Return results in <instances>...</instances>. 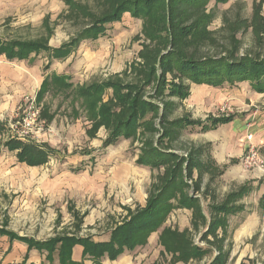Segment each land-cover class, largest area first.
<instances>
[{
	"label": "rangeland",
	"instance_id": "rangeland-1",
	"mask_svg": "<svg viewBox=\"0 0 264 264\" xmlns=\"http://www.w3.org/2000/svg\"><path fill=\"white\" fill-rule=\"evenodd\" d=\"M122 1L0 0V41L36 42L60 49L75 40L71 53L60 59H52L44 51L33 52L25 60L0 57V124L6 123L0 134V228L40 241L66 235L106 241L114 228L147 205L154 185L160 184L163 168L142 166L138 159L146 148L142 141L153 138L157 142L162 125L157 121L161 134L149 133L146 138L141 132L130 139L109 138L108 125L92 114L88 99L80 92L105 82L136 85L143 87L145 99L158 102L162 108L165 103H178L177 108L168 109L171 121L195 118L179 98H154L155 81L146 84L151 66L148 58L160 52L161 46L147 39V18L124 12L116 22L109 21ZM206 12L211 15L206 23L210 35L194 43L199 56L237 48L241 56L252 53L264 57V0H213ZM96 22L105 23V32L91 37ZM156 70L159 77L173 81L172 73L163 74L159 65ZM61 75L64 81L60 84L56 77ZM187 85L191 91L193 84ZM102 103L117 116L128 112L112 89L104 91ZM151 118L142 122L141 131ZM197 127H180V135L173 142L167 141L171 151L186 159L185 154L197 147V134L202 133ZM13 141L49 144L53 152L46 164L28 167L17 161L18 151L7 146ZM260 154L264 156L262 151ZM192 192L188 190L194 196ZM204 210L208 211L206 206ZM190 219L184 209L175 210L164 226L184 230L190 228ZM159 234L152 233L146 246L126 251L115 261L103 258L102 264H178L171 253L164 252ZM194 242L202 244L200 234L194 236ZM255 248L264 264V242ZM32 254L30 264L44 262L39 253ZM4 257L3 263H16L14 242L0 237V260ZM85 264L94 263L87 260Z\"/></svg>",
	"mask_w": 264,
	"mask_h": 264
},
{
	"label": "trees",
	"instance_id": "trees-1",
	"mask_svg": "<svg viewBox=\"0 0 264 264\" xmlns=\"http://www.w3.org/2000/svg\"><path fill=\"white\" fill-rule=\"evenodd\" d=\"M211 1L213 0H123L116 6L110 22H116L124 12H132L134 17L147 18L145 35L149 41L161 46L160 52H154L155 56L148 58L151 61V66L146 84L151 85L155 81V99L163 100L165 97H175L180 101H185L189 98L191 87L187 85V82L215 88L224 85L233 87L237 83L250 82L256 92L264 94V57L262 55L254 54V57L252 53H248L241 56L237 52V48H234L231 51H227L229 49L217 51L216 55L199 56V50L195 49L194 43L202 42L210 35L206 23L211 15L207 14L206 7ZM215 1L217 3L226 0ZM189 20L191 23L187 25ZM94 24L91 27L92 30H89L91 37L105 32V23L98 25L96 22ZM74 44L75 40L70 44L63 45L60 49H53L36 42L6 43L0 41V53L1 55L5 54L9 60L16 58L25 60L33 52L44 51L50 58L60 59L71 53ZM165 44H168V47ZM190 45V49L186 50ZM164 51H168V55L164 54ZM157 65L163 74L172 73L173 81H168L166 76L159 77L156 70ZM153 76L155 77L153 78ZM56 80L61 84L64 81V76L56 77ZM142 88L136 85L105 82L100 85H92L88 89L81 88L80 92L88 99L92 114L101 123L108 125L111 130L109 138H135L138 132H141L146 138L149 133L155 135L160 132L156 127L157 121L159 125H162L160 127L163 129V133L157 142H154L153 138L142 141L145 142L146 148L138 159V164L142 166L151 169L163 168L164 171V176L159 178L160 184L154 185L155 191L151 192L147 205L131 214L132 216L122 225L114 228L110 233L109 240L106 241H94L91 237L66 235L41 242L32 238H21L3 228H0L1 236L25 242L31 250L38 249L46 255L45 260L49 264H55L56 259L59 264H85L87 260H91L94 264H102V259L105 257L115 261L126 251L132 252L138 246H146L152 233L164 225L169 213L175 208L174 201L177 202L178 208L194 211L193 224L195 227H198L199 223L206 224L207 219L201 213L200 199L192 198L188 193V190L192 188L188 181L194 177L196 170L200 171L203 168L199 161L201 149L195 147L193 151L189 150V156L184 159L171 151L173 148L168 145L167 141L173 142V139L180 135L182 126H200L203 127V131H207L217 128L222 123L230 122L232 118H210L206 125L201 121L191 120L189 117L171 121L169 119L171 112L168 109L177 108L178 103H165L162 108L158 102L145 99ZM106 89H112L117 95L118 102L123 104L125 110L128 111L126 116L125 114L117 116L109 105L102 103V94ZM41 92L43 91L39 92L38 100L41 99ZM149 116H152L150 122L147 125L144 123L145 130L141 131L142 122L146 121ZM114 119L117 120L114 122ZM172 127L176 131L172 130ZM7 146L12 150L19 151V161L27 163L30 167L46 164L49 155L53 152L49 146L26 145L16 141L8 143ZM198 189L199 185L197 184L194 186V190ZM229 206V203H226L216 211L230 214L232 209ZM220 223H224V221L217 219L212 221L211 229L206 236L210 234L216 236V229ZM160 243L163 244L167 253L173 254L176 261L188 262L191 259L203 258L206 254L205 250L193 246L189 232L180 234L167 228L160 238ZM76 246L84 248L81 263L72 259L73 249ZM220 254L221 249H219L221 257ZM220 257L217 264L221 263ZM23 264H27L26 260L23 261Z\"/></svg>",
	"mask_w": 264,
	"mask_h": 264
},
{
	"label": "crops",
	"instance_id": "crops-1",
	"mask_svg": "<svg viewBox=\"0 0 264 264\" xmlns=\"http://www.w3.org/2000/svg\"><path fill=\"white\" fill-rule=\"evenodd\" d=\"M2 56L9 60L5 54L1 55L0 53V57ZM182 102L187 108V112L193 113L195 116L192 120L201 121L205 125L210 118H232V120L218 125L215 129L203 131V127L200 126L196 129L198 133L202 132L201 135L197 134L198 138L195 141L197 148L201 149L199 161L203 168L200 171H195L194 177L188 181V184L192 187V194L194 195L190 196L200 199L201 213L207 219L206 224L199 223V226L195 227L193 224L195 220L194 211L182 207L178 208L177 202L174 201L175 208L171 212L184 209L190 213V228L180 230L172 226L165 227L162 225L160 230L155 231V233L160 232L158 241L160 242V238L167 228H171L180 234L189 232L193 246H197L206 252L203 258L191 259L188 262L180 261L178 264H196L209 257L211 260L208 264H217L220 257L219 249H221L220 264H262L261 259L263 258L259 255L255 245L264 242V169L247 168L243 163V158L246 148L249 146L247 139L249 135L253 136V144L259 153L261 151L264 153V94L255 92L250 82L237 83L233 87L224 85L220 88L193 84L189 98ZM223 106L227 107L229 112L220 111ZM5 127L6 123L0 124V134ZM40 145L51 147L45 143ZM16 153L17 161L30 167L27 163L19 161V151ZM188 154L189 151L185 155L188 157ZM197 184L199 189L196 191L194 186ZM221 185L223 186L221 187ZM220 188L223 193H221ZM226 203H229L232 213L226 214V212L216 211L217 208L226 205ZM204 206L207 207V212L204 210ZM215 219L224 221V223L217 226L216 236L213 234L206 236L211 229L212 221ZM197 233L200 234L202 244L194 242V236ZM17 235L21 238H32ZM0 237L7 238L10 243L14 242L16 263L9 262V264H23L25 260L27 264H30L29 261L33 252L34 254L39 253L40 256L44 257L42 261H46L45 254L38 249L31 250L27 243L16 239L11 240L7 236L0 235ZM161 246L167 254L162 243ZM10 247L9 245L7 253L11 250ZM83 250L82 246H76L73 249V261L78 263L83 261ZM5 257L0 260L1 264H5L3 263ZM171 257L173 258V254ZM44 262L41 264H45ZM31 264L35 263L31 262Z\"/></svg>",
	"mask_w": 264,
	"mask_h": 264
},
{
	"label": "built area",
	"instance_id": "built-area-1",
	"mask_svg": "<svg viewBox=\"0 0 264 264\" xmlns=\"http://www.w3.org/2000/svg\"><path fill=\"white\" fill-rule=\"evenodd\" d=\"M223 113L229 112V109L225 106L221 107ZM249 146L246 148L245 156L243 158V163L247 168H256V169H264V158L259 153L257 147L253 144V136L249 135L247 137Z\"/></svg>",
	"mask_w": 264,
	"mask_h": 264
}]
</instances>
